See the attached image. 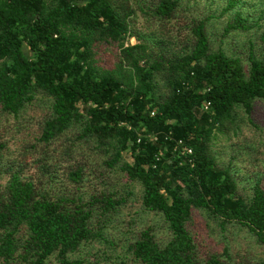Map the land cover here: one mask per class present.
Wrapping results in <instances>:
<instances>
[{"label": "trees", "instance_id": "1", "mask_svg": "<svg viewBox=\"0 0 264 264\" xmlns=\"http://www.w3.org/2000/svg\"><path fill=\"white\" fill-rule=\"evenodd\" d=\"M241 2L227 0L224 35L257 26ZM138 12L152 32L135 27ZM185 14L179 0H0V264H83L74 256L94 241L116 246L104 237L126 202L109 182L116 173L141 187L142 209L169 233L160 243L149 227L132 231L117 264H230L227 247L201 250L196 215L264 246L261 179L242 196L212 152L217 133L238 134V112L264 105V56L251 42L246 57L213 49L209 18ZM177 16L181 53L164 46ZM32 113L37 132L25 130L13 156L10 119ZM55 167L71 190L51 186ZM92 174L102 189L85 194Z\"/></svg>", "mask_w": 264, "mask_h": 264}, {"label": "rangeland", "instance_id": "2", "mask_svg": "<svg viewBox=\"0 0 264 264\" xmlns=\"http://www.w3.org/2000/svg\"><path fill=\"white\" fill-rule=\"evenodd\" d=\"M183 4L185 15L195 16V18H209L208 33L212 43V48L222 49L226 54L231 56L246 57L249 49V42L253 45V50L257 57L264 56V41L262 36L264 33V0H242L236 9H242L243 13L250 17L252 23L257 22V26L248 33H231L224 35V28L230 19V12H223L227 6V0H179ZM182 12H179L177 15ZM137 23L135 27L141 32L147 34L149 31L145 28L146 19L137 13ZM172 21L170 25L171 35L169 41L164 42L165 49L174 53L184 51L187 41L182 42L175 37L180 32L179 37L184 35L183 26L179 23V19ZM185 17V19H186ZM184 30V31H183ZM151 35V33H150ZM152 36H154L152 34ZM155 41H162V37H153ZM134 39L129 40V44H135ZM27 53V52H26ZM39 114L32 113L30 118L13 120L10 119V128L4 134V139L8 143L13 156H16L23 141L28 139V135L24 132H37ZM236 128L238 134L232 132L222 135L217 133L216 139L212 143V152L222 166L229 163L232 165L236 173V180L239 193L248 197L251 189L258 179L264 187V105L260 100L255 101L253 111L250 116L238 112L236 117ZM23 125L20 128L19 125ZM127 162H131L128 154H124ZM92 166L95 165L90 162ZM89 164V165H90ZM56 178H54L51 186L55 191L71 190L72 185L67 183L63 168L55 167ZM36 169L29 172L30 175L36 177L38 175ZM97 174V173H96ZM95 175V174H94ZM109 182L112 187L118 191L117 197L126 198L125 204L121 207L119 214L110 222L108 229L105 231V238L114 241L116 246L107 244L101 240L94 241L91 246H85L79 254L74 256L75 259L83 261V264H117L119 259L124 257L125 245L127 240L132 237V231H141L149 227L155 234L160 243H164L169 239V233L162 218L154 213L146 212L141 207L142 190L138 184L128 182L118 173L115 174ZM96 176V175H95ZM88 180L83 188L85 194H89L94 190L100 191L102 185L98 184L100 180L87 177ZM103 179V178H101ZM106 180V179H105ZM5 179H0V183H4ZM110 184V185H111ZM129 192V194H128ZM194 231L199 243V247L203 252L217 251L222 252L227 247L230 264H264V246L256 244L254 239L245 231L235 228H229L222 232L210 219L204 215H196L194 220ZM50 264H57L52 260Z\"/></svg>", "mask_w": 264, "mask_h": 264}, {"label": "built area", "instance_id": "3", "mask_svg": "<svg viewBox=\"0 0 264 264\" xmlns=\"http://www.w3.org/2000/svg\"><path fill=\"white\" fill-rule=\"evenodd\" d=\"M209 106V103L206 104L205 108L207 109ZM177 147L181 150L180 154L181 155H187V156H191L193 151L190 147L186 146L182 141H178L177 143ZM189 163H192V159L189 158Z\"/></svg>", "mask_w": 264, "mask_h": 264}]
</instances>
